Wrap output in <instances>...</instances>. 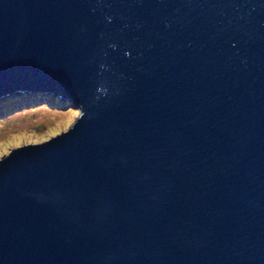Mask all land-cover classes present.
<instances>
[{
    "label": "water",
    "instance_id": "1",
    "mask_svg": "<svg viewBox=\"0 0 264 264\" xmlns=\"http://www.w3.org/2000/svg\"><path fill=\"white\" fill-rule=\"evenodd\" d=\"M79 115L0 156V264H264V0H0V96Z\"/></svg>",
    "mask_w": 264,
    "mask_h": 264
},
{
    "label": "rangeland",
    "instance_id": "2",
    "mask_svg": "<svg viewBox=\"0 0 264 264\" xmlns=\"http://www.w3.org/2000/svg\"><path fill=\"white\" fill-rule=\"evenodd\" d=\"M79 111L68 99L38 89L15 90L0 97V156L12 146L66 129Z\"/></svg>",
    "mask_w": 264,
    "mask_h": 264
},
{
    "label": "clouds",
    "instance_id": "3",
    "mask_svg": "<svg viewBox=\"0 0 264 264\" xmlns=\"http://www.w3.org/2000/svg\"><path fill=\"white\" fill-rule=\"evenodd\" d=\"M20 91H22V90H20ZM4 96V95H3ZM55 96V95H54ZM0 97H2V96H0ZM62 98V97H61Z\"/></svg>",
    "mask_w": 264,
    "mask_h": 264
},
{
    "label": "snow or ice",
    "instance_id": "4",
    "mask_svg": "<svg viewBox=\"0 0 264 264\" xmlns=\"http://www.w3.org/2000/svg\"><path fill=\"white\" fill-rule=\"evenodd\" d=\"M76 115H79V113H76Z\"/></svg>",
    "mask_w": 264,
    "mask_h": 264
},
{
    "label": "bare ground",
    "instance_id": "5",
    "mask_svg": "<svg viewBox=\"0 0 264 264\" xmlns=\"http://www.w3.org/2000/svg\"><path fill=\"white\" fill-rule=\"evenodd\" d=\"M65 99V98H64Z\"/></svg>",
    "mask_w": 264,
    "mask_h": 264
}]
</instances>
